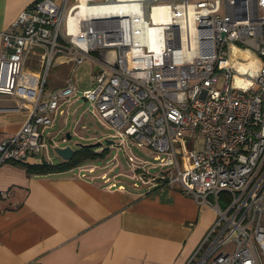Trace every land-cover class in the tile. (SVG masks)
Here are the masks:
<instances>
[{"label": "built area", "instance_id": "obj_1", "mask_svg": "<svg viewBox=\"0 0 264 264\" xmlns=\"http://www.w3.org/2000/svg\"><path fill=\"white\" fill-rule=\"evenodd\" d=\"M35 50L71 75L49 91L37 76L19 97ZM86 60L97 69L83 100L111 132L100 150L125 159L134 187H177L215 213L186 264H264V0H36L0 31V96L27 111L0 166L47 147Z\"/></svg>", "mask_w": 264, "mask_h": 264}, {"label": "crops", "instance_id": "obj_2", "mask_svg": "<svg viewBox=\"0 0 264 264\" xmlns=\"http://www.w3.org/2000/svg\"><path fill=\"white\" fill-rule=\"evenodd\" d=\"M35 1L0 0V31ZM37 52L25 64L19 97H32L42 76ZM59 116L44 130L42 152L0 166V264H186L216 217L179 188L124 184L121 178H131L127 165L120 157L111 161L110 148L101 166L86 161L64 172L27 171L29 165L62 162L48 155L47 141H68L62 125L50 131ZM26 117L12 97L0 96V142L14 136ZM79 125L73 133L81 136Z\"/></svg>", "mask_w": 264, "mask_h": 264}, {"label": "rangeland", "instance_id": "obj_3", "mask_svg": "<svg viewBox=\"0 0 264 264\" xmlns=\"http://www.w3.org/2000/svg\"><path fill=\"white\" fill-rule=\"evenodd\" d=\"M96 69V65H94L90 60H86L79 64L73 72V83L78 90L77 98L73 97L69 103L62 105V109L65 111V114L55 119L54 127L50 130L51 132H56L62 125L65 130L64 132L70 133L71 139L64 142L60 140V138L56 137L54 139L55 141L52 143V141L47 138L49 144L48 155L51 156L55 161H57V159H55V148L71 146L74 150H77L78 147L75 146L76 143L87 145L101 142L102 145H104L105 142L109 140L108 134L111 132L104 127L98 114L91 110L90 103L84 102L82 97V92L92 87L93 73ZM71 72L72 69L67 68L66 66L54 65L51 66L47 71L45 69L42 70L41 75L45 78L46 82L45 90L49 91L65 85V82L70 77ZM219 86H221V80L219 82ZM78 123L80 125L79 128H77V131H80L81 136L73 133ZM81 125H86L88 127L87 130L81 129ZM114 141L119 142L118 139H115ZM130 146L137 155L151 159V157L147 155L146 151L136 148L132 143H130ZM95 150L96 152H100L99 149ZM120 158L125 161L122 156ZM94 164L101 166L103 161L97 160L94 161ZM121 181L128 186H131L134 182L132 178L125 176L121 178ZM209 199L212 198L209 197ZM232 248L233 244L230 243L225 249L231 251Z\"/></svg>", "mask_w": 264, "mask_h": 264}, {"label": "trees", "instance_id": "obj_4", "mask_svg": "<svg viewBox=\"0 0 264 264\" xmlns=\"http://www.w3.org/2000/svg\"><path fill=\"white\" fill-rule=\"evenodd\" d=\"M108 149L104 148L100 152H96L95 149H81L78 148L75 150V154L70 161L58 164H48L43 163L40 165H29L27 166V171L31 174H51L57 172H64L70 170L74 167L81 165L86 161H97V160H105L108 157Z\"/></svg>", "mask_w": 264, "mask_h": 264}, {"label": "water", "instance_id": "obj_5", "mask_svg": "<svg viewBox=\"0 0 264 264\" xmlns=\"http://www.w3.org/2000/svg\"><path fill=\"white\" fill-rule=\"evenodd\" d=\"M67 139L68 140L70 139L69 134H67ZM111 143H112L111 141H106L104 145H110ZM104 145H102L101 142H96V143L87 144V145L76 143L75 146L78 148H81V149H100ZM54 152L57 155V157H59L64 162L70 161L75 154V150L71 146H65L62 148H55Z\"/></svg>", "mask_w": 264, "mask_h": 264}, {"label": "bare ground", "instance_id": "obj_6", "mask_svg": "<svg viewBox=\"0 0 264 264\" xmlns=\"http://www.w3.org/2000/svg\"><path fill=\"white\" fill-rule=\"evenodd\" d=\"M155 13H157V10H155ZM246 54H247V53H246ZM250 65H252L251 62L248 63V64H246V63H240V64H239V68H240V69H246V68H247L248 66H250ZM236 82L239 83V82H240L239 79L236 78Z\"/></svg>", "mask_w": 264, "mask_h": 264}]
</instances>
